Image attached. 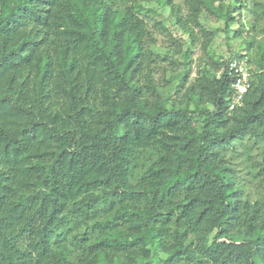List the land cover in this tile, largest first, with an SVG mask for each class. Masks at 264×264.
I'll list each match as a JSON object with an SVG mask.
<instances>
[{"label": "clouds", "instance_id": "clouds-1", "mask_svg": "<svg viewBox=\"0 0 264 264\" xmlns=\"http://www.w3.org/2000/svg\"><path fill=\"white\" fill-rule=\"evenodd\" d=\"M0 264H264V0H0Z\"/></svg>", "mask_w": 264, "mask_h": 264}]
</instances>
